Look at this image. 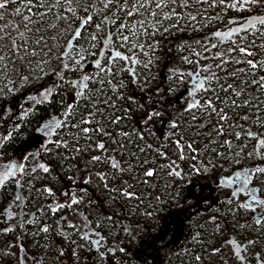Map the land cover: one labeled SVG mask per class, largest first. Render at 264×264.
<instances>
[{
    "label": "rangeland",
    "instance_id": "obj_1",
    "mask_svg": "<svg viewBox=\"0 0 264 264\" xmlns=\"http://www.w3.org/2000/svg\"><path fill=\"white\" fill-rule=\"evenodd\" d=\"M89 4L93 6L92 11L99 12L113 6L105 9L95 0H80L78 7L84 10ZM216 5L218 10L212 14L208 2L183 0L181 18L175 16L173 19L169 13L166 18L159 19L158 24H153L152 30L162 34L185 28L206 34L207 27H216L219 22L240 12L219 5V1ZM19 6L13 3L12 9L16 11ZM57 6L55 0H50L49 6H42L41 12H49L51 8L53 15L45 19L35 15L27 26L24 19L18 20L14 15L10 19L8 9L0 11L3 17L0 19V28H3L0 36L4 37L0 40V55L5 57L0 62V69H3L0 71V168L16 163L23 164V170L29 169L28 173L17 171L5 182L9 200L0 219L3 225L0 264H90L88 256H92L97 264H124L121 259L114 261V253L128 256L130 264H264V203L256 202L264 201V173L256 172L257 168H264V148L260 147V141L264 140V89L254 83L264 75V70L250 69L247 57L238 51L240 44L249 45L252 41H255L253 47L264 51L261 47L264 31L257 27L249 35L243 33L236 38H222L218 43L192 39L178 47L184 55L191 56L193 70L202 67L216 85H232L233 100L239 105L242 116L240 119L237 113L228 116V123L236 134H240L239 139L232 138L228 145L224 143L228 125L220 123L221 113L212 114L205 108L183 111L188 107L187 96L166 105L159 111L160 116H153L145 123L146 116H142L145 98L139 96L141 90L151 89L155 101L162 102L165 97L179 93L183 81L173 79L165 87L161 86V62L164 60L161 44L157 40L151 41L150 45L132 41L126 47L122 37L126 32L122 27L121 30L113 29L108 42L105 41L107 29L100 30L99 35L105 42L96 39L92 45L93 63L99 74L92 76L91 87L80 86L77 76L69 77L72 82L65 89L74 94L73 98L60 99L62 116L48 120L46 126L38 130L45 133L47 126L54 122L59 127H53L49 133L67 128L70 148L61 143L62 148L51 145L40 153L44 144L42 135H32L26 140L24 132L18 136L25 141L15 150L2 154V144L12 129L17 130L30 106L28 98L45 96L54 90L53 83L35 88L39 78L57 69L61 53L71 56L84 51L82 47L69 44L74 33L71 18L64 19L69 5L64 3L62 10ZM71 7L74 9L73 5ZM192 16L197 19L193 21ZM115 20L116 16L113 17ZM140 26L144 23L134 22L127 29L135 32ZM170 27L176 30H164ZM152 35L156 36L153 32ZM110 48L125 57L114 58L109 54ZM229 48L236 50L229 54ZM253 52L257 55L250 59L264 61L260 51ZM82 59L77 58V61ZM237 60L240 63H236ZM253 71L255 77L251 75ZM176 73L177 68L170 70L168 77L174 78ZM17 94L19 96L14 97ZM116 117L120 119L113 123ZM85 120L89 123H84ZM172 122L177 128L171 127ZM84 128L89 132H83ZM217 129L221 135L217 134ZM172 134L185 141L180 152L170 138ZM100 141L107 144V151L102 152L97 147ZM189 143L197 152V156L193 155L195 161L187 147ZM182 151L184 159L194 162L208 182L230 180L237 166L249 171L256 201L246 195L234 194L223 181L213 193L205 190L203 183L197 184L195 191L186 193L180 187L191 179L192 173L190 164L180 159ZM109 155L120 160L124 171L107 166ZM93 157L100 159L93 160ZM173 161L182 171V177L169 175L175 167L170 166ZM41 164L49 171L44 172ZM204 165H208V171L203 170ZM93 170L103 173L104 179ZM147 170L153 171L151 177L145 175ZM77 172H84L80 183L75 186L65 184V180L69 182ZM74 198L78 203L72 204ZM53 208L57 210L53 212ZM168 210L181 213L184 222L173 242L166 237L168 227L161 217ZM45 227L47 232L42 230ZM65 238L71 240L76 257L71 250L60 246L58 241ZM235 246L240 247L238 252Z\"/></svg>",
    "mask_w": 264,
    "mask_h": 264
},
{
    "label": "trees",
    "instance_id": "obj_2",
    "mask_svg": "<svg viewBox=\"0 0 264 264\" xmlns=\"http://www.w3.org/2000/svg\"><path fill=\"white\" fill-rule=\"evenodd\" d=\"M139 1V0H138ZM219 0H216V3ZM98 4L100 2L98 0H95ZM134 3L137 2V0H133ZM160 2V0H145V7L139 9L138 11L135 10V8H129L127 5L120 6V5H113L111 9L105 12H99L92 11L93 6L89 4V6L84 9L80 10L78 7V3L73 2L72 5L74 6V14H72L69 11L65 12V16H69L73 22L74 26V33L71 36L69 40V44L74 45L76 47H82L83 52L82 54H75L71 56L64 55L63 53L60 54V62L57 66V69L51 73L45 74L35 84V88H38L40 86L53 83L54 84V90L47 94V95H38L34 96L32 98H28L29 107L26 111V113L23 116V119L20 121V125L17 128V130H11L9 136L4 141V143L1 146V153L7 154L13 150H15L18 146L22 144V142L25 141L24 138L19 137L18 134L26 133V140L30 138L32 135L41 134V138L44 139V144L40 150V153L42 150H44L47 146L56 145L59 148H62L61 143H65V146L69 147V140L66 139V130L67 128L63 127L60 130H53L51 133H48L45 135L42 132H39V128L43 126L45 123L48 122L50 119H54L57 116L61 117L63 114V111L60 110L59 107V100L63 99L66 96L73 98V93L70 94L67 92L65 87L70 85V82L72 80L68 79L69 77H75L77 76L80 81V86H87L88 88L91 87V79L94 74H99L97 68L94 66V53L92 45L95 42L96 39L100 40V42L110 41L111 35L113 29L121 30V28H124V32L122 33L123 38L127 37V39H124L126 47L130 46V42L135 41L139 44H142L145 42L146 45H150L151 41L157 40L162 46L163 53H164V60L161 62V68L163 70L162 72V81L160 82L161 86H164L173 81V79H178L180 81H183V86L180 89L179 93H177L173 97H165V100L162 102L155 101L153 96V91L151 89L141 90L139 93V96H143L145 98L144 101V107L142 109V116H148L150 113H153L154 111H162L166 105L176 103L181 98L186 97L188 98V104L193 101V99L199 100L201 104H204L206 100H211L213 107L217 109V111H212L210 109V112L214 114L215 112H219V109H223V115L227 116V119L221 120L220 123H225V125H228L225 130L227 131L225 133L226 141H231L232 138L236 137V131L230 126L228 123V116L232 115L234 113H237L238 118L240 119L242 116V111L240 110V107L237 106L236 100H233L234 93L231 92L229 89L227 92L222 90L221 86H224L223 84L216 85L213 81L209 80V72H206L202 70V67H199L198 70H193L190 58L191 56L187 53H182L179 50V46L181 44H185L187 42H190L192 39H196L199 41H202L204 39L209 40H215L216 43L220 42L222 38H218L215 36V33L217 31L220 32H228L230 29L237 28L241 24H245L248 18H251L256 15L264 16V7H257V6H249L246 10H240L238 14H233L231 18L226 19L222 22H219L220 24L216 27H207L206 34L203 33H195L190 30H186L185 28H180L179 31L174 32H164L162 34H158L155 30H152L153 24H158L157 22L161 18H166L169 13H171V18L175 19V16H178L177 18H181V14L183 13V0H163L164 3L167 4V7L163 9H158L156 7V3ZM208 3L210 4V13L216 14L217 7L212 6V0H208ZM14 4L20 5L19 6V12L14 11L12 9L13 3L9 4L8 10L10 12V19L12 15L15 16L16 19L21 20L24 19L25 16H29L30 18L37 15V17L41 19L48 18L52 16L53 14L49 11L45 12L46 15L41 16L39 13L42 11L41 7H36L37 0H33L32 4H27V0H16ZM58 10L63 9L62 6L56 7ZM4 11V10H3ZM133 11L132 16H128L127 12ZM152 13H156V16H153ZM91 16L93 20L91 22L85 23L86 17ZM116 16V20L113 21V17ZM180 16V17H179ZM167 19H165L166 21ZM178 20V19H177ZM141 21H144V26H140L137 31L130 32L128 31L127 27L131 23L139 24ZM166 22H174V20H168ZM179 26H181L180 22H177ZM97 25H100L99 28H97ZM257 27H260L257 25ZM101 29H107V33L105 34V41H102V37L99 35V32ZM127 29V30H126ZM168 30H176L174 27H170ZM80 31L81 36L79 38H75V32ZM155 31V32H154ZM251 31V30H250ZM129 32V33H128ZM152 32L156 34L152 35ZM250 33V32H249ZM247 33V35H249ZM243 34V32L239 33V35H233L231 38H236ZM246 34V33H245ZM95 36V39H92V37ZM99 42V41H98ZM239 46H248L245 44H240ZM135 50V49H134ZM250 51H260V53L264 56V51L260 50V47H250ZM81 62L77 63V58H81ZM93 59V61H91ZM96 59V57H95ZM247 59H250L247 57ZM4 63V62H3ZM67 65L68 67H65ZM177 68V72L174 75V78L171 79L168 77V72L170 70L174 71V69ZM165 70V72H164ZM186 77H185V76ZM85 76H88V80H83ZM68 79V80H67ZM81 81L83 83H81ZM204 83V88L207 89V91L201 90L197 87V85L200 82ZM106 85H108L107 81H104ZM213 84V86H212ZM225 88L227 86H224ZM195 88V97L192 95H189V93ZM216 88V89H215ZM86 91V89H85ZM141 94V95H140ZM19 94L15 95L14 97H18ZM26 101V102H27ZM232 101V102H231ZM235 102V104L233 103ZM3 102H6L5 100ZM264 108V105H262ZM185 111V107L183 109ZM216 123H218L217 118L214 119ZM46 126V125H44ZM14 128V127H13ZM172 142L176 143V140L179 139V137H176L175 134H172L171 137ZM184 140H179V143L181 147L177 148L179 149V152L183 149L182 142ZM104 144V149H100L102 152L107 151V144L100 141L99 144ZM185 143V141H184ZM162 144V143H161ZM177 144V143H176ZM228 145V143H227ZM230 150V149H229ZM228 150V152H229ZM190 153L192 154L191 157L197 156V152L193 151V149L189 148ZM227 152V153H228ZM194 155V156H193ZM43 158L46 160V157L43 156ZM226 158H228V155H226ZM113 160L119 163L120 168H122L120 164V160L116 159L114 155H109L106 157L107 166L112 167ZM196 159H193L195 161ZM184 163L190 164L192 177L189 180H186L184 185H182L180 188L184 189L186 193H190L191 191H195L198 187L197 184L203 183L205 190H211V192H215V190L219 187V181L218 182H208L203 177L202 173L197 174L195 172L196 165H194V162H191L187 159L182 160ZM48 162V161H47ZM50 163V162H49ZM115 169V168H114ZM119 171L118 169H116ZM98 176H102L103 173L97 172L93 170ZM24 173H28L29 169H24ZM244 172H248L247 170L241 169L238 166L235 167L233 174H232V183H226L228 185L232 192L236 195H246L249 198L252 197V193L254 191V187L251 185V182L249 181L247 188H245L241 181H238L236 179L237 174H240L243 178L242 174ZM84 172H77L74 173L72 180L69 182L65 180V184H71V186H75L78 183H80L82 176ZM251 174V173H250ZM205 181V183H204ZM196 184V185H195ZM0 195H1V201H0V219L3 218L1 216V212L3 211L5 204L9 200V195L6 192V184L0 185ZM261 200V197L259 198ZM247 201V199L245 200ZM163 221L165 222L166 226L168 227V231L166 232V237L168 238V241L173 242L174 237L176 235L177 230L180 227L184 226V222L182 220L181 213L177 211H171L168 210V212L165 215H162ZM2 223L0 221V231L2 228ZM10 232V230H8ZM60 246L65 247L66 249H69L74 253H76V249L72 246L71 240L68 238H65L64 241L59 240L58 241ZM76 248V247H75ZM138 249H143V247H138ZM95 251V250H94ZM86 255H88V252L85 251ZM77 255H74L76 257ZM91 263L90 264H97L92 256H88ZM114 261L121 259L124 264H130V261L128 260V256H120L118 253H114L113 255ZM95 262V263H94Z\"/></svg>",
    "mask_w": 264,
    "mask_h": 264
},
{
    "label": "snow or ice",
    "instance_id": "obj_3",
    "mask_svg": "<svg viewBox=\"0 0 264 264\" xmlns=\"http://www.w3.org/2000/svg\"><path fill=\"white\" fill-rule=\"evenodd\" d=\"M15 2H16V0H0V11L7 10L8 7H9V4L10 3H15ZM32 2H33V0H27V4H29V5H31ZM73 2L79 3L80 0H55V4L58 5V6H62L64 3H67L69 5L68 11L74 13V9L71 7ZM197 2L198 3H207L208 0H197ZM100 3L103 4V7L105 9H109V7L112 6V5H120L122 7L127 5L129 8H133L134 7L135 10H137V11L139 9L145 7V0H139L138 3H134L133 0H100ZM49 4H50V0H37L36 7H41V6L48 7ZM219 5L225 6V7L229 8V9H234V10H246L249 6L264 7V0H219ZM212 6L213 7L217 6L216 5V0H212ZM156 7L158 9H163V8L167 7V4L164 3L163 0H160V2L156 3ZM49 11H51V8H49ZM17 12H19V9H17ZM39 15L44 16V15H46V13L41 12V13H39ZM127 15L128 16H132L133 15V11H128ZM152 15L156 16V13H152ZM2 18H3L2 15H0V19H2ZM64 19H67V17H64ZM191 19L193 21H195L197 19V17L196 16H192ZM24 20L26 21V26H27L28 23H31V18L29 16H25ZM92 20H93V18L91 16H88V17H86L84 22L88 23V22H91ZM141 23H145V22L141 21ZM257 25L260 26V30L261 31H264V16L256 15V16H253L251 18H248L245 24H241L237 28L230 29L226 33L217 31L215 33V36L218 37V38L230 39L233 35H239V33H241V32L246 33V34L249 33L250 30L256 29ZM99 27H100V25H97V28H99ZM164 30L168 31L167 28H165ZM2 31H3V28H0V32H2ZM37 31H39V29H37ZM80 36H81V32L80 31H76L75 32V38H79ZM3 39H4V37L0 36V40H3ZM21 39H23V34H21ZM41 39H42V37H41ZM92 39H95V36H93ZM124 39H127V37H124ZM240 39L243 40L244 37H240ZM232 43L236 44L237 42L236 41H232ZM253 46H255V41H252L251 44H249L247 47L246 46H238V51H239V53L241 55H243L245 57H255L257 55V53L249 50V48L253 47ZM213 47H215V45H213ZM261 47H264V45H261ZM17 50H19V46H17ZM235 50L236 49H234V48H229L228 52H229V54H231ZM25 51H27V49H25ZM116 57L124 58V57H121V54L119 52H116L114 54V58H116ZM4 59H5V57L3 55H0V62H2ZM225 62H227V61H225ZM77 63H79V61H77ZM236 63H240V61L237 60ZM246 63L248 64L249 68L252 69V70H257V69L264 70V61H260V60H257V59H247ZM98 65H99V62H97V66ZM65 67H68V66L65 65ZM40 70L43 71L42 68ZM0 71H3V69H0ZM238 71L245 72L246 70L245 69H238ZM251 75H253L255 77V75H256L255 71H253L251 73ZM24 79H27V77H24ZM88 79H89L88 76H85L83 78V80H88ZM81 83H83V82L81 81ZM254 83L258 84L260 88L264 89V75H261L258 79L254 80ZM73 86H75V85H73ZM85 87H86V85H85ZM197 87L200 88L201 90L207 91V89L204 88V83L202 81L197 85ZM221 87H222L223 91L227 92L229 89L232 88V85L229 84L226 88L224 86H221ZM239 94L240 93H236V95H239ZM189 95H192L193 97H195V88L189 93ZM233 103L235 104L234 101H233ZM237 106H239V105H237ZM199 108L212 109V111H217V109H215L213 107V104H212L211 100H206L204 104H201L200 101L196 100V99H193V101L188 104V107H187V109H185V111H189L190 112L193 109H199ZM125 111L127 112L129 110L125 109ZM223 111H224L223 109H219L220 113H223ZM160 115H161V113L159 111L150 113L146 117L145 123H147L148 120H151L153 118V116H160ZM243 118H247V117H243ZM119 119H120V117H116L115 120H113L112 122L116 123V122L119 121ZM195 119H196V117L193 116V120H195ZM225 119H227V116L221 114L220 115V120H225ZM83 122L84 123H89V121H87V120H85ZM53 127H59V124L55 123V122L52 123V124H49L47 126V129H46L44 134L47 135ZM171 127L174 128V129L177 128L176 123L172 122L171 123ZM82 131L85 132V133H88L89 129L88 128H84V129H82ZM96 131H102V129H96ZM217 134L218 135L222 134L219 131V129H217ZM105 135H107V133H105ZM124 135H128V134L124 133ZM248 135L252 136V133H248ZM141 138H143V137H141ZM236 138L237 139L240 138V134L239 133H237ZM176 143H177L178 147H181V145L179 143V140H177ZM224 143H230V141H224ZM97 147L99 149H104L105 146H104L103 143H101V144H98ZM187 147L188 148H192V144L189 143L187 145ZM260 147L264 148V140L260 141ZM193 151H195V149H193ZM184 158L185 157H184L183 151H182L180 159H184ZM192 158L195 159V157H192ZM99 159H100V157H93V160H99ZM209 164H211V161H209ZM170 166H175V167H173V171H171L169 173V175H173L175 177H182V171L179 169V166L176 165L175 161H173L172 165H170ZM211 166L215 167V164H212ZM112 167L115 168V169H118L119 171H124V169L120 168L119 163L116 162L115 160H113ZM23 168H24L23 164L9 163L7 165H4L2 168H0V185H3L9 179V177H14L15 173L17 171H22ZM40 168H42L44 172H48L49 171V169L47 167H45L43 164L40 165ZM194 170H195V172L197 174L201 173V169L200 168H195ZM203 170L204 171H208L209 170L208 165H204ZM256 172L264 173V168H257ZM145 175L148 176V177H151L153 175V171L152 170H147L145 172ZM242 176H243V178L241 177L240 174H237L236 179L238 181H241L243 186L245 188H247V185H248L249 181L251 180V174L248 173V172H244L242 174ZM101 179H104V177L101 176ZM85 183H88V181L85 180ZM226 183L230 184V183H232V181L228 180V181H226ZM105 187H107V185H105ZM113 190H115V189H113ZM46 191H49L50 195L52 194L50 190L46 189ZM122 194L127 195L129 197H131V195H132L131 193H122ZM252 199H253V201H256V197H255V193L254 192L252 193ZM256 202L257 203H264V201H256ZM76 203H78V201L74 198L72 200V204H76ZM68 206L71 207V205H68ZM59 207H64V205H60ZM56 210H57L56 208L52 209L53 212H55ZM148 214L151 215V213H148ZM256 223L260 224V220H257ZM42 230L45 231V232L48 231V229L46 227L44 229H42ZM82 239H86V237H82ZM96 243H98V241ZM121 251H123V249H121ZM61 255H63V252H61ZM74 255H75V253H74Z\"/></svg>",
    "mask_w": 264,
    "mask_h": 264
},
{
    "label": "water",
    "instance_id": "obj_4",
    "mask_svg": "<svg viewBox=\"0 0 264 264\" xmlns=\"http://www.w3.org/2000/svg\"><path fill=\"white\" fill-rule=\"evenodd\" d=\"M120 53V52H119ZM64 54V53H63ZM65 55V54H64ZM123 57H125L124 55H122ZM226 180H229V178H226L224 181H226ZM223 180H219V184H221V182H222ZM237 245V244H236ZM234 249L236 250V252H238L239 250H240V247H238V246H235L234 247Z\"/></svg>",
    "mask_w": 264,
    "mask_h": 264
},
{
    "label": "flooded vegetation",
    "instance_id": "obj_5",
    "mask_svg": "<svg viewBox=\"0 0 264 264\" xmlns=\"http://www.w3.org/2000/svg\"><path fill=\"white\" fill-rule=\"evenodd\" d=\"M118 52H119V51H118ZM115 53H116V52H114L112 48L109 49V54H111V55L114 56ZM121 56H122V55H121ZM124 56H125V55H124ZM122 57H123V56H122ZM94 66H95V64H94ZM95 67H96V66H95ZM230 180L232 181V176H231ZM226 181H228V180H226ZM226 181H223V182L226 183Z\"/></svg>",
    "mask_w": 264,
    "mask_h": 264
},
{
    "label": "built area",
    "instance_id": "obj_6",
    "mask_svg": "<svg viewBox=\"0 0 264 264\" xmlns=\"http://www.w3.org/2000/svg\"><path fill=\"white\" fill-rule=\"evenodd\" d=\"M2 219V218H1ZM2 231V230H1Z\"/></svg>",
    "mask_w": 264,
    "mask_h": 264
}]
</instances>
